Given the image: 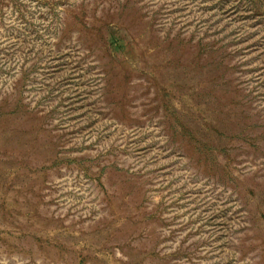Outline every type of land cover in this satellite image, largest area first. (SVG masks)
<instances>
[{
    "label": "rangeland",
    "instance_id": "obj_1",
    "mask_svg": "<svg viewBox=\"0 0 264 264\" xmlns=\"http://www.w3.org/2000/svg\"><path fill=\"white\" fill-rule=\"evenodd\" d=\"M0 264H264V0H0Z\"/></svg>",
    "mask_w": 264,
    "mask_h": 264
}]
</instances>
